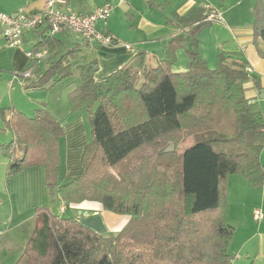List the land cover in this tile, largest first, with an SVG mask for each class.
Returning <instances> with one entry per match:
<instances>
[{"label": "trees", "instance_id": "16d2710c", "mask_svg": "<svg viewBox=\"0 0 264 264\" xmlns=\"http://www.w3.org/2000/svg\"><path fill=\"white\" fill-rule=\"evenodd\" d=\"M205 12L189 15L199 19L194 24L184 18L187 33L168 44L187 51L184 73L173 72L167 60L144 70L139 52L108 77L100 98L98 61L74 68L78 48L62 53V43L51 38L34 50L47 47L54 53L44 74L13 73L23 88L43 90L51 79L62 82L78 72L81 84L68 101L72 114L88 107L91 142L81 158L83 174L57 187L62 122L45 108L32 117L14 106L0 109L13 135L10 144L0 145V155L10 160L7 176L43 166L46 187L65 204L96 202L129 217L119 233L102 236L74 217L37 208L34 234L18 264H232L229 248L236 229L227 223L223 196L232 175L254 189L264 186V115L246 96L251 74L245 61L219 50L211 69L201 57L198 36L212 24ZM254 19L257 44L264 41L259 0ZM210 132L215 137L193 141ZM172 144L174 151L167 153ZM18 149L24 152L20 159Z\"/></svg>", "mask_w": 264, "mask_h": 264}, {"label": "crops", "instance_id": "0c3cea01", "mask_svg": "<svg viewBox=\"0 0 264 264\" xmlns=\"http://www.w3.org/2000/svg\"><path fill=\"white\" fill-rule=\"evenodd\" d=\"M47 1L0 0V13L12 14L22 7L32 10L42 9L47 5ZM65 1L71 10L79 15L90 14L106 3L113 6L110 19L107 22H99L97 30L113 35L118 40V46L100 49L97 45L88 44L71 33H60L51 38L62 43V53L67 49L78 48L79 55L74 62L78 64L74 65V68L93 60L98 61L95 81L99 84L100 98L105 93L104 82L108 77L135 60L139 52L144 53L145 56L142 59L144 70L156 68L167 60L173 62V72H186L189 68L187 51L183 48H168V44L175 37L184 36L187 33L190 25L183 21L184 18H190L191 23L194 24L199 19L195 21L196 17L193 15L189 17V15L196 13L198 16L211 7L218 9L223 14L224 22L212 23L202 29L198 36L200 55L211 69L217 66L219 50L235 55L240 61H245L251 74L249 82L245 85L246 96L252 102H258L264 109L262 95L264 90V41L258 40L257 44L253 43L254 9L258 0ZM259 1L261 12L264 15V0ZM45 34L44 29L28 32L23 39V47L16 49L8 47L0 29V77H3L4 82L12 91L15 90L17 84L22 87V80L13 73L22 74L31 68L32 63L26 57V52L34 51L42 40L49 38ZM124 45H130L131 49L127 50ZM53 58L55 59L54 53L51 52L50 58L40 62L36 70L41 73L42 64L46 63L48 70ZM36 70L34 74L37 72ZM77 74L79 73L76 72L74 78ZM63 83L67 84L65 81ZM71 84L68 83L66 86L69 87ZM56 87L53 86L49 89L47 92L49 95L44 94L43 98L34 99L33 97L37 93H32L33 102L30 109L20 107L14 100L11 104L29 117H32L36 110L45 108L62 122L65 136L59 143L58 185L63 186L83 174L84 167L81 158L85 147L91 142V136L86 114H81L87 106L72 114L68 101V94L71 91L66 93L67 89L62 96V101L55 103L52 94ZM12 96L14 97V94ZM23 154V150L18 149L16 158H22ZM261 155V163L264 166V151ZM9 162L8 157L0 155V186L2 184L0 197L17 201L18 204L27 207H41L48 204L45 168L38 166L27 169L21 174L10 177L5 183ZM231 178L235 181L243 180V188H248V191H251V197L253 193L256 194L254 199H249L251 205L248 207L246 204L243 208L247 209L243 215L241 214L242 208L232 204L229 211L227 204L226 220L231 226L235 227L236 223L241 226L235 227L237 228L236 234L229 248L232 264H264V186L254 189L244 178L232 175L227 178L228 189ZM53 198L59 202V208L55 210L53 208L52 211L49 209L51 213L63 217L71 211L72 214L69 217H74L81 225L102 236L119 233L129 221V217L108 212L96 202L68 205L55 196ZM257 211L261 213L260 219L256 218ZM32 218L34 219L31 216L25 221ZM244 222L247 223L244 224ZM12 223H14L13 219ZM253 240L254 243H257V249H249V244ZM234 257H236L235 260Z\"/></svg>", "mask_w": 264, "mask_h": 264}, {"label": "rangeland", "instance_id": "374dc122", "mask_svg": "<svg viewBox=\"0 0 264 264\" xmlns=\"http://www.w3.org/2000/svg\"><path fill=\"white\" fill-rule=\"evenodd\" d=\"M46 64H42V67H41L42 74H44L47 70ZM0 80H1L0 82V109L10 108L11 106H13L11 104L12 100L17 102V104L20 107L30 109L32 108V102H33L32 99L33 98L35 99L38 97L43 98L44 94H47V92L49 91L48 87L52 86L53 84H54V87L57 86L55 89V92L52 94L53 101H55V103L60 102L62 101V96L65 94V91L67 89L68 91L66 93L74 90L78 86L79 83L81 84L79 74H77L76 78L65 80L67 84H64L63 81L55 82L58 80V78H53L47 83V85L45 86V89L43 90L25 89L21 86L19 87V85L17 84L15 90L12 91L11 89H9L8 85L4 82L3 77H0ZM68 83H72V84L68 87L66 86L68 85ZM38 92H39V95H38ZM32 93H37V94H35L34 97L32 98ZM12 94H14V97L12 96ZM3 105L5 106L3 107ZM52 105L54 106V103H52ZM98 105H99L98 103L95 104L93 107V110H96ZM262 112L264 115L263 108H262ZM84 113L86 114L85 116L88 121V117H89L88 107L85 108L81 114H84ZM6 114L8 115L9 113H6ZM4 123H5L4 117H3L2 112L0 111V145H8L13 140L12 133L5 128ZM88 124H89V121H88ZM89 131H90V136H91V126L90 125H89ZM211 137H215V134L212 132L205 134L203 136L194 137L193 141L205 140ZM174 149H175V146H174ZM23 172H20L18 174H21ZM18 174H13L8 177L7 172H6L5 183H6V180L8 182V179L10 177L16 176ZM242 181L243 180L235 181L233 180V178H231L229 189L227 186V191L225 192V197L223 196V201L225 200L226 205L227 204L229 205V211L231 210L232 204H235L236 207L242 208L241 214L243 215L244 212H246L247 210V209L244 210L243 208L245 207L246 204H248V207L251 205L250 203L251 201H249V199H254L256 197L255 196L256 194L253 193V196L251 197V191H248V188H243L244 182ZM58 186L59 185H57V187ZM0 188H2V184ZM46 191H47L49 203L42 205L41 207H32V206L27 207L26 205L18 204L17 201L7 200L3 196L0 197V264H18L21 261L23 254L25 252V249L31 237L33 236L35 228H36L37 218L35 215L36 214L35 211L37 208L45 207L48 210L50 209L51 211L53 208L54 210L59 208V202L54 200L55 198H53L54 196L51 190L47 188ZM52 214L62 217L53 212ZM71 214L72 212L70 211V213L66 214L62 218H65V219L70 218L69 216H71ZM31 216H33L34 219L32 218V219H29L28 221H25ZM12 219L14 223H12ZM227 223L229 224L228 221ZM245 223L247 222H244V224ZM235 227H241V226L236 223ZM235 229L237 230V228ZM249 245H250L249 249H257V246H256L257 243H254V240ZM235 259L236 257H234V260Z\"/></svg>", "mask_w": 264, "mask_h": 264}, {"label": "built area", "instance_id": "2783aa9c", "mask_svg": "<svg viewBox=\"0 0 264 264\" xmlns=\"http://www.w3.org/2000/svg\"><path fill=\"white\" fill-rule=\"evenodd\" d=\"M113 6L106 3L92 13L79 15L71 10L65 0H48L47 5L42 9L32 10L22 7L12 14L0 13V29L7 41L8 47L22 48L24 37L28 32L45 30L49 38L60 33H71L80 37L88 44H95L101 49H109L118 46V40L110 33L97 30L99 22H107L111 17ZM206 21L212 23H223V14L214 8L206 10ZM127 50L130 45H124ZM49 48H42L40 51L26 52V57L32 63L31 68L22 74L29 78L37 69L38 64L50 58ZM64 211L65 208L63 207ZM256 218H261V213L256 212Z\"/></svg>", "mask_w": 264, "mask_h": 264}, {"label": "water", "instance_id": "95a60500", "mask_svg": "<svg viewBox=\"0 0 264 264\" xmlns=\"http://www.w3.org/2000/svg\"><path fill=\"white\" fill-rule=\"evenodd\" d=\"M262 95L264 97V90L262 91ZM174 151V144L170 145V147L166 150L167 153L173 152Z\"/></svg>", "mask_w": 264, "mask_h": 264}]
</instances>
